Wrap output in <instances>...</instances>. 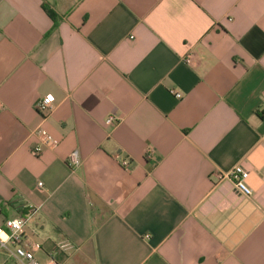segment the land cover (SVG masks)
Wrapping results in <instances>:
<instances>
[{
  "label": "crops",
  "instance_id": "0c3cea01",
  "mask_svg": "<svg viewBox=\"0 0 264 264\" xmlns=\"http://www.w3.org/2000/svg\"><path fill=\"white\" fill-rule=\"evenodd\" d=\"M39 129L58 145L35 157ZM237 166L251 197L217 180ZM17 217L41 263L264 264V0H0V220Z\"/></svg>",
  "mask_w": 264,
  "mask_h": 264
},
{
  "label": "built area",
  "instance_id": "2783aa9c",
  "mask_svg": "<svg viewBox=\"0 0 264 264\" xmlns=\"http://www.w3.org/2000/svg\"><path fill=\"white\" fill-rule=\"evenodd\" d=\"M193 55L189 54L184 58L186 64H191ZM177 98H181V95H176ZM47 97V96H46ZM44 97L37 105V113L41 116L43 120L49 118L53 111L54 101L49 104H45ZM115 124V119L109 117L106 120V125L112 126ZM35 135L39 140V145L32 149V154L35 157H39L45 148L54 149L57 147V141L46 131L39 129L35 131ZM152 155L149 153L148 157ZM82 161L78 151H74L70 154L68 159V165L73 172L77 171L81 167ZM130 163L127 159L121 160V166L125 169L129 167ZM250 172L244 169L242 166L235 167L232 171L226 174L219 173L217 175V180L222 181L228 179L234 183L235 187L239 192H241L245 197H251L253 191L247 184V179L249 178ZM42 187V183L38 184ZM24 221V230L20 232L18 236L12 235V229L8 227L7 221L12 219L0 220V229L7 233L12 238L7 244H0V255L5 257V262L0 264H6L7 261L12 260L15 264H56L54 261L48 263H41L35 257V252L39 248L35 243H31L27 236L25 235V227L27 226L28 219L21 218Z\"/></svg>",
  "mask_w": 264,
  "mask_h": 264
},
{
  "label": "clouds",
  "instance_id": "9594fccd",
  "mask_svg": "<svg viewBox=\"0 0 264 264\" xmlns=\"http://www.w3.org/2000/svg\"><path fill=\"white\" fill-rule=\"evenodd\" d=\"M55 97L49 93L48 96L45 98V104H49L54 101ZM8 227L12 229V235L18 236L20 232L24 230V221L17 217L16 219L8 220L7 221ZM12 237L5 233L2 229H0V244H7Z\"/></svg>",
  "mask_w": 264,
  "mask_h": 264
},
{
  "label": "trees",
  "instance_id": "16d2710c",
  "mask_svg": "<svg viewBox=\"0 0 264 264\" xmlns=\"http://www.w3.org/2000/svg\"><path fill=\"white\" fill-rule=\"evenodd\" d=\"M47 13H48V15L53 19V21L55 22V26H56V17H54L53 15H52V13L51 12H49V11H47Z\"/></svg>",
  "mask_w": 264,
  "mask_h": 264
}]
</instances>
